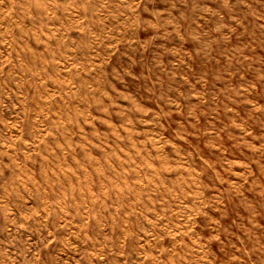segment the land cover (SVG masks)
<instances>
[{
	"label": "rangeland",
	"instance_id": "rangeland-1",
	"mask_svg": "<svg viewBox=\"0 0 264 264\" xmlns=\"http://www.w3.org/2000/svg\"><path fill=\"white\" fill-rule=\"evenodd\" d=\"M0 264H264V0H0Z\"/></svg>",
	"mask_w": 264,
	"mask_h": 264
}]
</instances>
